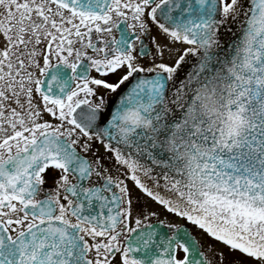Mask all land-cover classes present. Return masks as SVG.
Listing matches in <instances>:
<instances>
[{
    "label": "snow or ice",
    "instance_id": "snow-or-ice-1",
    "mask_svg": "<svg viewBox=\"0 0 264 264\" xmlns=\"http://www.w3.org/2000/svg\"><path fill=\"white\" fill-rule=\"evenodd\" d=\"M0 264H264V0H0Z\"/></svg>",
    "mask_w": 264,
    "mask_h": 264
}]
</instances>
